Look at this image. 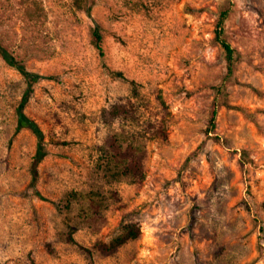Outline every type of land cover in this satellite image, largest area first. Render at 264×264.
<instances>
[{"label": "rangeland", "instance_id": "rangeland-1", "mask_svg": "<svg viewBox=\"0 0 264 264\" xmlns=\"http://www.w3.org/2000/svg\"><path fill=\"white\" fill-rule=\"evenodd\" d=\"M0 42L48 151L0 52V264H264V0H0Z\"/></svg>", "mask_w": 264, "mask_h": 264}, {"label": "trees", "instance_id": "trees-1", "mask_svg": "<svg viewBox=\"0 0 264 264\" xmlns=\"http://www.w3.org/2000/svg\"><path fill=\"white\" fill-rule=\"evenodd\" d=\"M231 2V0H228ZM231 12L230 6H227L225 9H223L220 20L217 27V41L222 45V47L225 50L226 58L228 61V79L233 78L236 72V68L238 66V63L241 59L240 52L233 47V45L225 38V32H226V22L229 18V14ZM98 49L102 52V54L105 53V47H104V38L101 34L99 29H96V41H95ZM0 52L3 54L6 61L15 67H17L27 78L28 80V89L24 94V97L22 99V102L18 108L19 110V124H18V130H22L24 128L31 129L36 136L38 137V148L37 153L34 157L33 167H32V173H33V183L36 184V182L39 179V166L41 162L47 157L48 151L45 144V132L40 126V124L30 117L26 112L25 109L27 107V104L29 103L32 94L35 91V85L43 78H45L43 75L30 71L27 66L23 63H21L17 57L12 54L10 51H8L0 42ZM224 87V86H223ZM220 94L222 96V100L216 99L213 105V110L211 113V130L214 131L217 128V117L219 112V107L221 105L226 106L228 108H233V105L230 103L229 99V92H228V86L224 88H220ZM216 138L220 139V137L216 136ZM40 196L43 199H46L41 193H39ZM126 237H119L114 240V243L112 246L114 248L120 246L123 244L127 239L129 238H137L141 234V228L137 224H129L126 226ZM69 240L72 242H75V238L70 233L69 234ZM89 252H91V249H86Z\"/></svg>", "mask_w": 264, "mask_h": 264}]
</instances>
